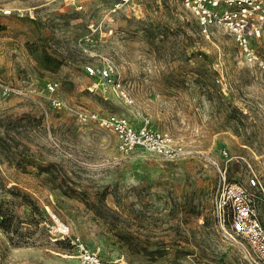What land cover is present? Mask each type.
Listing matches in <instances>:
<instances>
[{"label": "rangeland", "instance_id": "obj_1", "mask_svg": "<svg viewBox=\"0 0 264 264\" xmlns=\"http://www.w3.org/2000/svg\"><path fill=\"white\" fill-rule=\"evenodd\" d=\"M110 6L0 0V264H91L80 245L105 264H264L220 203L241 185L264 229V30L248 62L182 0ZM106 64L111 81L85 68ZM109 114L183 155L122 153Z\"/></svg>", "mask_w": 264, "mask_h": 264}, {"label": "built area", "instance_id": "obj_2", "mask_svg": "<svg viewBox=\"0 0 264 264\" xmlns=\"http://www.w3.org/2000/svg\"><path fill=\"white\" fill-rule=\"evenodd\" d=\"M64 4L76 11L84 9L90 0H63ZM110 12H115L124 5H128L135 0H109ZM194 14L197 23L203 28L214 26L224 29L236 42V45L244 54L248 62L255 61L251 46V40L261 36L264 30V0H182ZM9 13L10 10H5ZM92 25V24H91ZM86 71L90 75H96L103 81L112 80V65L101 66L87 65ZM50 90L54 85L49 84ZM55 106L60 107L62 101L53 99ZM95 117V116H93ZM148 119L136 126L127 118L109 114L100 119V124L112 129L117 135V148L122 153H129L137 148L150 151L158 156L168 159H175L183 155L181 145H174L172 138L167 132H160L151 128ZM250 186L258 185L255 177H250ZM221 205H231L232 209V229L235 233L242 235L247 244L256 248L264 259V229L255 217L254 209L248 199L246 189L241 185L232 182L224 185L220 192ZM84 261L91 264H105L91 252L80 245Z\"/></svg>", "mask_w": 264, "mask_h": 264}, {"label": "trees", "instance_id": "obj_3", "mask_svg": "<svg viewBox=\"0 0 264 264\" xmlns=\"http://www.w3.org/2000/svg\"><path fill=\"white\" fill-rule=\"evenodd\" d=\"M1 138H0V151L4 149L5 143ZM0 187L6 189L5 183H2V178L0 176ZM12 187H8L6 191H12ZM23 198L28 202L29 205L34 204L33 200H31L29 197L23 196ZM34 206V205H33ZM0 217H1V222H0V227L2 230L7 233V235H11V221L13 219V213L12 209H3V207H0ZM21 236V235H20ZM10 237V236H9ZM11 238V237H10Z\"/></svg>", "mask_w": 264, "mask_h": 264}, {"label": "bare ground", "instance_id": "obj_4", "mask_svg": "<svg viewBox=\"0 0 264 264\" xmlns=\"http://www.w3.org/2000/svg\"><path fill=\"white\" fill-rule=\"evenodd\" d=\"M51 214H52V212L51 211H49Z\"/></svg>", "mask_w": 264, "mask_h": 264}]
</instances>
